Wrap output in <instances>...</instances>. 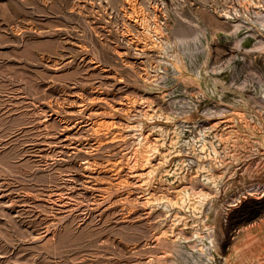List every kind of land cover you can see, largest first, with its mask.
<instances>
[{"label":"rangeland","instance_id":"rangeland-1","mask_svg":"<svg viewBox=\"0 0 264 264\" xmlns=\"http://www.w3.org/2000/svg\"><path fill=\"white\" fill-rule=\"evenodd\" d=\"M263 24L264 0H0V264H264Z\"/></svg>","mask_w":264,"mask_h":264},{"label":"bare ground","instance_id":"bare-ground-1","mask_svg":"<svg viewBox=\"0 0 264 264\" xmlns=\"http://www.w3.org/2000/svg\"><path fill=\"white\" fill-rule=\"evenodd\" d=\"M252 2H253V0H252ZM129 3H131V2H129ZM128 3V4H129ZM136 3V2H135ZM135 5V4H134ZM130 6V5H129ZM132 6V9H133V5H131ZM138 6H140V5H138ZM142 6V5H141ZM226 6V5H225ZM136 7V6H135ZM144 7V6H143ZM143 7H141V8H143ZM138 8H140V7H138ZM145 8V7H144ZM131 9V10H132ZM135 9V8H134ZM138 10V9H137ZM139 10H141V9H139ZM143 10V9H142ZM234 10H235V8H234ZM134 11V10H133ZM132 11V12H133ZM219 11H221V10H219ZM135 12V11H134ZM142 12V15L144 14V11H141ZM151 12V11H150ZM149 12V13H150ZM224 12V11H223ZM227 12H229V11H227ZM128 13H130V12H128ZM139 13V12H138ZM238 13V12H237ZM136 14V13H135ZM145 14H147V13H145ZM144 14V15H145ZM223 14V13H222ZM221 14V15H222ZM228 15V14H227ZM130 16H132V15H130ZM135 16H137V14L135 15ZM135 16L133 17V19L135 18ZM147 16V15H146ZM229 16V15H228ZM139 17V16H138ZM152 17H154V16H152ZM156 17V16H155ZM142 18H144V16H142ZM146 19V18H145ZM148 19V18H147ZM154 20H156L155 18H153ZM140 20H141V18H140ZM147 21V20H146ZM146 21H144L145 22V24H142L141 26L144 28V30H145V32L147 33V34H152V33H150L151 32V25L148 23V21L146 22ZM149 21H151V18H150V20ZM136 22V21H135ZM143 22V23H144ZM153 22V21H152ZM151 22V23H152ZM154 22H156V21H154ZM137 23V22H136ZM140 23H142V22H140ZM157 23V22H156ZM239 23V22H238ZM241 24H242V22H240ZM154 24V23H153ZM158 24V23H157ZM264 25V24H263ZM158 26V25H157ZM139 27H140V25H139ZM153 27V26H152ZM156 27V26H155ZM162 28H163V26H161ZM143 28H141V29H143ZM154 28V27H153ZM139 29V28H138ZM155 29V28H154ZM234 29H235V27H234ZM242 30V29H241ZM142 32V31H141ZM139 33V32H138ZM143 33V32H142ZM239 33V32H238ZM240 33H241V31H240ZM239 33V34H240ZM241 35V34H240ZM253 35V34H252ZM178 37V36H177ZM195 37H197V36H195ZM199 37V36H198ZM141 38V37H140ZM144 39V38H143ZM240 39H241V37H240ZM239 39V40H240ZM249 39V38H248ZM142 40V39H141ZM180 40H182V39H180ZM194 40V39H193ZM196 40V39H195ZM247 40V39H246ZM261 41V40H260ZM185 42V41H184ZM241 42H243V41H241ZM263 42V41H262ZM262 42H259V43H261L262 44ZM148 43V42H147ZM181 43V42H180ZM264 43V42H263ZM166 44V43H165ZM183 43H181V45H182ZM185 44V43H184ZM183 44V45H184ZM167 45V44H166ZM178 45H179V42H178ZM182 47V46H181ZM166 54V53H165ZM187 56H188V54H187ZM190 56V55H189ZM171 58V57H170ZM159 61V60H158ZM164 61V60H163ZM165 62H166V60H165ZM166 63H168V62H166ZM169 64V63H168ZM140 100V99H139ZM139 100H138V102H139ZM142 100V99H141ZM133 103H134V101H133ZM136 103V102H135ZM141 103V102H140ZM140 103H139V105H140ZM142 105V104H141ZM143 106V105H142ZM141 106V107H142ZM134 108H135V106H134ZM158 118V117H157ZM120 136V135H119ZM212 144V143H211ZM215 149V148H214ZM216 151V150H215ZM168 153V152H167ZM209 154V153H208ZM211 156V155H210ZM127 158V157H126ZM132 159V158H131ZM127 161V160H126ZM129 161V160H128ZM160 162V161H159ZM126 163H130V161L129 162H126ZM132 164V163H131ZM131 164L129 165L130 167H131ZM127 166V165H126ZM133 167V166H132ZM134 169V168H133ZM151 170V169H150ZM131 171H132V168H131ZM134 171V170H133ZM189 183H190V181H189ZM191 184V183H190ZM243 184V183H242ZM191 190H193V191H196V192H202V191H208V188H206V186L203 184V183H194V184H192L191 186ZM245 189H246V191H248L249 193H264V182H261V181H254V182H251V183H249L248 185H246L245 186ZM192 191V192H193ZM243 194V193H242ZM237 195H239L238 193H237ZM244 195V194H243ZM254 195H256V194H254ZM262 195V194H261ZM178 198V197H177ZM236 198H238V196H234V197H232V199H231V201L233 202V201H235L236 200ZM149 200V199H148ZM229 201V200H228ZM227 201V202H228ZM148 202V201H147ZM230 202V201H229ZM228 204H231V203H228ZM218 210V209H217ZM195 228V227H194ZM175 249V248H174ZM179 254V253H178ZM179 256V255H178Z\"/></svg>","mask_w":264,"mask_h":264}]
</instances>
